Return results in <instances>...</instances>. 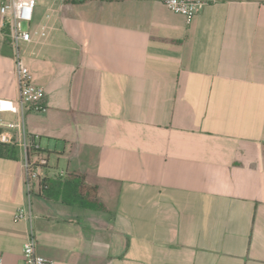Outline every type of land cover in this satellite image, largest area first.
<instances>
[{"label":"crops","instance_id":"1","mask_svg":"<svg viewBox=\"0 0 264 264\" xmlns=\"http://www.w3.org/2000/svg\"><path fill=\"white\" fill-rule=\"evenodd\" d=\"M31 28L45 110L24 123L46 166L28 193L19 150L0 156V262L23 264L31 226L49 264H264V0L190 24L158 0H38ZM18 97L0 19V99ZM68 175L96 201L36 185Z\"/></svg>","mask_w":264,"mask_h":264},{"label":"built area","instance_id":"2","mask_svg":"<svg viewBox=\"0 0 264 264\" xmlns=\"http://www.w3.org/2000/svg\"><path fill=\"white\" fill-rule=\"evenodd\" d=\"M171 12L185 18L190 24L196 14L217 0H158ZM38 0H0V19L10 45L15 51V77L19 93L17 100L0 99V113L10 114L16 120L0 124V145L14 147L19 150L26 171V188L30 193L32 180L36 178L35 169L46 166L44 159L37 158L39 149L36 141L26 131L24 117L28 111L42 112L43 89L33 82L30 70L23 64L19 54L22 43H30L36 37L44 36L43 30L32 29L33 14ZM61 176V174H60ZM34 216L27 206L16 209L13 222H25L29 226ZM23 264H49L36 253V239L31 226L22 246ZM0 264H2L0 262Z\"/></svg>","mask_w":264,"mask_h":264},{"label":"trees","instance_id":"3","mask_svg":"<svg viewBox=\"0 0 264 264\" xmlns=\"http://www.w3.org/2000/svg\"><path fill=\"white\" fill-rule=\"evenodd\" d=\"M16 155V148L0 145V156L15 157ZM36 185L44 197L60 196L68 201H78L82 197V199L92 202H95L97 197L96 188L84 185V178L75 175L44 177L37 180Z\"/></svg>","mask_w":264,"mask_h":264}]
</instances>
